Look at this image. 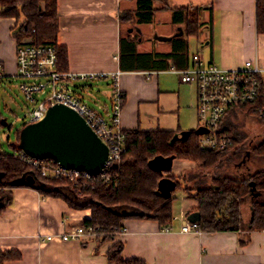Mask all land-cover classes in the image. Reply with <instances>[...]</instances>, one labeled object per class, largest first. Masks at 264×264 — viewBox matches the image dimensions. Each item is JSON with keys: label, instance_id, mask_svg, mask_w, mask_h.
I'll list each match as a JSON object with an SVG mask.
<instances>
[{"label": "crops", "instance_id": "obj_1", "mask_svg": "<svg viewBox=\"0 0 264 264\" xmlns=\"http://www.w3.org/2000/svg\"><path fill=\"white\" fill-rule=\"evenodd\" d=\"M57 3L55 43L67 51L68 71L120 72L124 131H167L181 137L199 129L196 86L180 82L178 74L170 71L171 66L188 68L195 53L224 69L240 67L246 60H255L264 68V33L256 31V0H169L167 8L153 1V17L147 23L138 22L135 16L137 0ZM177 8L199 9L196 34H187L184 15L180 20L173 16L171 9ZM18 26L14 18L0 17V72L8 76L16 68ZM98 81L106 82L110 98L111 80ZM102 107L109 117L107 105ZM243 160L248 166L233 163L235 175L247 176L260 169L254 166L256 162ZM188 163L185 177H194L188 186L193 187L195 181L209 183L218 174ZM180 190L182 205L173 211L168 230L154 220L130 218L121 223L122 235L98 243L46 241L48 234L79 227L91 217L90 210L73 209L63 199L41 195L34 187L15 186L0 211V252L18 251L21 258L4 264H108L106 252L117 241L123 244L122 259L136 258L145 264H264V230L245 227L251 218L249 204L242 211L244 226L237 231L183 233L184 224L196 221L192 210L197 202L193 191Z\"/></svg>", "mask_w": 264, "mask_h": 264}, {"label": "trees", "instance_id": "obj_2", "mask_svg": "<svg viewBox=\"0 0 264 264\" xmlns=\"http://www.w3.org/2000/svg\"><path fill=\"white\" fill-rule=\"evenodd\" d=\"M153 1L168 7L169 0H137L135 16L138 22L147 23L152 19ZM57 5V0H0V17L14 18L19 23L15 34L17 39L29 36L35 44H56L59 30ZM171 10L174 17L179 16V20L184 15L188 35L198 32L196 18L199 9ZM256 31L264 33V0H256ZM57 68L59 71L68 70L67 51L59 46ZM238 111L264 121V117L248 107L229 111L220 126L232 142L220 151L199 148L200 129L188 131L181 137L167 131L125 130V151L121 154L119 164L109 166L103 176L98 174L89 180L81 179L77 186L61 178L43 177L39 169L21 160L19 130L13 144L14 152L8 154L0 149V211L9 203L13 187H34L41 195L63 199L73 209H89L91 217L80 226L98 227L100 234L95 240L102 243L115 239L113 230L121 228L125 219H150L161 227H169L173 218L174 192L184 189L187 193L194 192L197 205L192 211L196 214L200 231H237L243 228L242 211L247 204L251 209V218L245 227L248 231L264 230V167L247 176L218 173L211 177L207 185L195 181L193 187L184 186L194 178L192 175L190 178L182 177L179 181L172 173L173 160L192 162L203 171L216 166L221 168L224 164L231 169L232 161L240 162L247 153L252 159L264 162V140L253 143L248 150L239 146L242 134L227 121L232 113ZM45 162L51 160L45 159ZM27 176L33 178V184L26 182ZM122 250L123 244L115 242L106 252L108 264H145L136 258L122 259ZM20 258L18 251L0 252V264Z\"/></svg>", "mask_w": 264, "mask_h": 264}, {"label": "built area", "instance_id": "obj_3", "mask_svg": "<svg viewBox=\"0 0 264 264\" xmlns=\"http://www.w3.org/2000/svg\"><path fill=\"white\" fill-rule=\"evenodd\" d=\"M57 48L54 43L35 44L29 36L16 39L15 72L11 76L0 72V90L12 79L24 81L18 85V89L27 102L35 104L24 125L41 120L48 108L55 104L63 105L79 115L107 146V161L98 173L103 176L109 166L119 164L121 154L125 151L126 134L120 125L123 103V94L118 86L120 72L75 74L68 70L59 71ZM170 71L178 74L180 82L196 86V117L201 130L198 146L201 150L220 151L230 146L231 138L220 126L229 111L248 107L255 114L264 117V68L255 60H246L237 68L224 69L204 61L201 55L195 53L188 68L177 70L171 66ZM103 78L111 80V109L108 118L82 101L68 87L74 81ZM38 95H44V98L37 100ZM5 125L7 119L0 109V127ZM19 156L27 165L39 169L41 176L61 178L73 186H77L81 179L89 180L95 176L88 171L67 169L52 160L46 163L45 159L30 157L23 151ZM191 231H200L197 221L188 222L181 227L183 233ZM113 232L115 237L120 236L124 233V228H114ZM99 234L98 227L79 226L61 233L48 234L44 239L84 242L95 240Z\"/></svg>", "mask_w": 264, "mask_h": 264}, {"label": "rangeland", "instance_id": "obj_4", "mask_svg": "<svg viewBox=\"0 0 264 264\" xmlns=\"http://www.w3.org/2000/svg\"><path fill=\"white\" fill-rule=\"evenodd\" d=\"M24 81L20 79H12L11 82L5 83L3 88L0 90V109L3 116L7 119V125L0 127V149L3 152L8 154L13 153V144L16 142V134L19 130L22 129L25 124L29 114L35 107V104L29 103L26 101L25 97L20 93L18 85ZM104 81L98 80H85V81H74L68 85L71 91L77 95L82 101L86 102L92 108L98 110L99 113L105 114L103 104L105 103L109 109L111 101L108 96L109 89ZM44 95H38L37 100H42ZM103 108V109H102ZM228 124L234 125L235 131L242 134V139L239 143V146H243L244 150H248L253 143L264 140V121L262 119L256 118L254 116L245 114L243 112L232 113L231 116L227 119ZM231 122V123H229ZM248 148V149H247ZM249 154L243 156L240 159V163H244L245 166H248V162L243 159L247 158L250 162L255 163L254 166L264 167V162L262 160L252 159ZM225 159V156L222 158ZM234 163V161H232ZM186 161L182 160H173L171 164L173 174L181 177H185L188 171ZM227 164L222 165L221 168L213 167L207 172L211 174L219 173L223 175H232V168L226 169ZM208 183L205 182L204 185ZM185 184L184 186H186ZM174 200L172 203V209L175 211V208L182 205L181 190L174 192Z\"/></svg>", "mask_w": 264, "mask_h": 264}, {"label": "water", "instance_id": "obj_5", "mask_svg": "<svg viewBox=\"0 0 264 264\" xmlns=\"http://www.w3.org/2000/svg\"><path fill=\"white\" fill-rule=\"evenodd\" d=\"M20 148L30 157L95 175L108 157L105 143L79 115L60 104L50 106L41 120L21 129ZM26 182L33 184L34 180L27 176Z\"/></svg>", "mask_w": 264, "mask_h": 264}]
</instances>
